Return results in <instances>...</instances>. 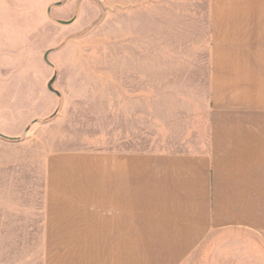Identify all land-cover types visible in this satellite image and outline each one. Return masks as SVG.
Returning <instances> with one entry per match:
<instances>
[{
    "label": "rangeland",
    "instance_id": "374dc122",
    "mask_svg": "<svg viewBox=\"0 0 264 264\" xmlns=\"http://www.w3.org/2000/svg\"><path fill=\"white\" fill-rule=\"evenodd\" d=\"M209 1L0 0V264H42L52 155L206 145Z\"/></svg>",
    "mask_w": 264,
    "mask_h": 264
},
{
    "label": "crops",
    "instance_id": "0c3cea01",
    "mask_svg": "<svg viewBox=\"0 0 264 264\" xmlns=\"http://www.w3.org/2000/svg\"><path fill=\"white\" fill-rule=\"evenodd\" d=\"M208 37L206 145L52 155L42 264H264V0H210Z\"/></svg>",
    "mask_w": 264,
    "mask_h": 264
},
{
    "label": "water",
    "instance_id": "95a60500",
    "mask_svg": "<svg viewBox=\"0 0 264 264\" xmlns=\"http://www.w3.org/2000/svg\"><path fill=\"white\" fill-rule=\"evenodd\" d=\"M48 57V52L45 54V58H47ZM55 79H56V77L54 76L51 80H50V82H49V84H48V86H49V88L51 89V90H53V82L55 81Z\"/></svg>",
    "mask_w": 264,
    "mask_h": 264
}]
</instances>
